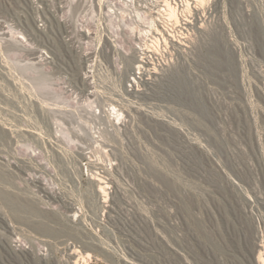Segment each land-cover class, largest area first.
<instances>
[{
    "label": "rangeland",
    "instance_id": "rangeland-1",
    "mask_svg": "<svg viewBox=\"0 0 264 264\" xmlns=\"http://www.w3.org/2000/svg\"><path fill=\"white\" fill-rule=\"evenodd\" d=\"M50 19L0 0V264H258L264 0H215L116 121L66 97L79 62Z\"/></svg>",
    "mask_w": 264,
    "mask_h": 264
},
{
    "label": "built area",
    "instance_id": "built-area-1",
    "mask_svg": "<svg viewBox=\"0 0 264 264\" xmlns=\"http://www.w3.org/2000/svg\"><path fill=\"white\" fill-rule=\"evenodd\" d=\"M76 1L69 7V0H51L50 7L39 4L41 14L45 10L74 12L73 7H79L76 13L88 15L75 19L55 16L52 26L59 29L57 37L64 41V35H72L73 44L67 47L79 62L76 79L60 86L70 99L105 104L95 112L106 113L114 121L122 115L118 99L123 93L140 92L169 66L176 52L188 47L194 30L215 2L82 0L77 6ZM39 18L40 28H45L49 19ZM43 55L45 60L50 58L47 52ZM125 62L130 63V69L123 80ZM109 94L117 97L113 99Z\"/></svg>",
    "mask_w": 264,
    "mask_h": 264
},
{
    "label": "bare ground",
    "instance_id": "bare-ground-1",
    "mask_svg": "<svg viewBox=\"0 0 264 264\" xmlns=\"http://www.w3.org/2000/svg\"><path fill=\"white\" fill-rule=\"evenodd\" d=\"M24 1V6H25V9H26V11H27V13L29 14V16H30V18H32V21H38V19H39V17H44V18H46V19H50V18H54L55 16H60V17H67V18H86L88 15L87 14H85V13H83V14H81V13H76V9H75V12H71V11H69V9L68 10H66V11H64V13H60V12H58V13H56V12H48L47 10H45L44 11V13L43 14H41V12H40V10H39V4H43L44 6H52V3H51V0H23ZM74 0H69V3H67V5H68V7L69 6H71V3L73 2ZM81 3H82V0H77L76 2H75V4L77 5V6H80L81 5ZM74 8V7H73ZM79 8V7H78ZM51 20V19H50ZM36 23V22H35ZM7 29H11L12 30V27H9L8 25H5L2 21H0V34L2 35V34H4V33H7ZM8 30V33H10V31ZM12 32H14L13 30H12ZM15 33V32H14ZM14 33H12V34H10V35H13ZM18 33H21V31H18L17 32V34ZM7 35V34H6ZM20 38V39H22L24 42L26 41V39L24 38V36L23 35H17L16 36V38ZM1 39L3 38V36L2 37H0ZM64 41H65V43L68 45V46H72V44H73V37H72V35H64ZM46 52V50H44V49H38L37 50V54H36V58L40 61V60H44V55H43V53H45ZM36 53V52H35ZM34 54V53H33ZM35 55V54H34ZM35 58V59H36ZM51 58V57H50ZM49 59V58H48ZM44 61H46V60H44ZM126 66H125V68L127 67V64H125ZM119 114V113H118ZM39 179H32V184H33V186L36 188V190H37V192H39V187L42 189V190H44V192H46V194H48V196H52V197H54V195H53V192L51 191V189L47 186V185H45V182H40V184H39ZM103 188H104V186H100V190H102V191H104L103 190ZM19 240V239H18ZM17 240V241H18ZM15 241H16V239H15ZM14 242V241H13ZM19 245H21V243L19 244ZM17 246H18V244H17ZM258 246H262L261 244H258ZM21 247V246H20ZM19 247V248H20ZM22 248V247H21ZM12 249V248H11ZM23 249V248H22ZM24 251V250H23ZM75 256H76V251L75 250H72L70 253H69V258H74V264H76L77 263V258L75 259ZM256 260H257V263L258 264H264V256H263V251H262V249H259L258 250V254H257V256H256ZM129 261V260H128Z\"/></svg>",
    "mask_w": 264,
    "mask_h": 264
}]
</instances>
